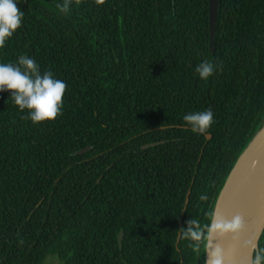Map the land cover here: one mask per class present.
I'll list each match as a JSON object with an SVG mask.
<instances>
[{
    "label": "trees",
    "instance_id": "trees-1",
    "mask_svg": "<svg viewBox=\"0 0 264 264\" xmlns=\"http://www.w3.org/2000/svg\"><path fill=\"white\" fill-rule=\"evenodd\" d=\"M218 2L211 52L209 0H18L0 63L31 57L67 88L39 126L0 93V264H205L207 233L179 230L210 225L264 125V0ZM205 60L222 66L206 82ZM208 109L210 140L183 122Z\"/></svg>",
    "mask_w": 264,
    "mask_h": 264
},
{
    "label": "clouds",
    "instance_id": "clouds-1",
    "mask_svg": "<svg viewBox=\"0 0 264 264\" xmlns=\"http://www.w3.org/2000/svg\"><path fill=\"white\" fill-rule=\"evenodd\" d=\"M58 7L61 12L68 11L67 3ZM23 19L24 13L18 7V0H0V49L22 27ZM221 67L218 63L205 60L196 66L195 72L200 80L206 82ZM66 88V83L57 79L53 72H41L40 65L31 57L20 56L15 64L0 63V93H10V99L18 109L21 112L27 110L26 119L33 125L53 122L63 115ZM183 122L193 133L207 138L215 124L214 113L211 109L192 111L184 115ZM253 164L258 166L259 161H254ZM200 199L205 201L208 197L202 195ZM244 228V218L240 215L228 222L224 217L213 213L210 225L202 229L200 223L192 219L179 233L181 238L193 242L192 246L198 248L205 233L211 238L213 235L223 236L226 232L239 234ZM249 249L253 253L250 264H264V249L257 248L255 237L249 241ZM222 261V250L217 247L212 253V264H222Z\"/></svg>",
    "mask_w": 264,
    "mask_h": 264
},
{
    "label": "water",
    "instance_id": "water-1",
    "mask_svg": "<svg viewBox=\"0 0 264 264\" xmlns=\"http://www.w3.org/2000/svg\"><path fill=\"white\" fill-rule=\"evenodd\" d=\"M218 0H209V39L210 51L213 52L215 24L217 20ZM207 140L211 139L208 135ZM161 143L145 145L143 149L157 146ZM87 148L77 154H84ZM259 161L258 166L253 162ZM233 175L239 176L246 184L247 191L238 215L244 218L245 228L239 233H231L223 251L222 264H250L253 255L249 249V241L256 238L257 248L264 231V125L248 144L230 172L215 203L213 213H221L222 204ZM190 191L186 197L185 207L189 200ZM180 237V236H179ZM216 235L207 236L205 249V264H212ZM179 239V238H178Z\"/></svg>",
    "mask_w": 264,
    "mask_h": 264
},
{
    "label": "bare ground",
    "instance_id": "bare-ground-1",
    "mask_svg": "<svg viewBox=\"0 0 264 264\" xmlns=\"http://www.w3.org/2000/svg\"><path fill=\"white\" fill-rule=\"evenodd\" d=\"M246 191L247 187L242 179L237 175H233L222 204L220 216L231 222L242 207ZM230 234L231 232H226L223 236L216 235L213 252L219 247L223 253Z\"/></svg>",
    "mask_w": 264,
    "mask_h": 264
},
{
    "label": "rangeland",
    "instance_id": "rangeland-1",
    "mask_svg": "<svg viewBox=\"0 0 264 264\" xmlns=\"http://www.w3.org/2000/svg\"><path fill=\"white\" fill-rule=\"evenodd\" d=\"M43 264H62V262L57 256L51 255L47 257Z\"/></svg>",
    "mask_w": 264,
    "mask_h": 264
}]
</instances>
